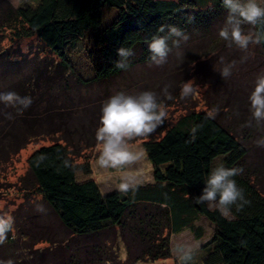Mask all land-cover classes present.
<instances>
[{"label": "trees", "instance_id": "trees-1", "mask_svg": "<svg viewBox=\"0 0 264 264\" xmlns=\"http://www.w3.org/2000/svg\"><path fill=\"white\" fill-rule=\"evenodd\" d=\"M6 3L0 0V31L9 32L11 40L37 41L41 51L31 57L8 54L5 59L1 56L5 52H0V92L31 98V104L19 113L0 104V169L30 144L55 135L69 122L71 126L75 120L71 112L77 108L68 104L76 94L80 104L83 92L87 97L92 88L109 87L137 66L149 65L148 44L153 36L166 34L159 32L162 25L177 26L188 39H212L227 16L222 0H40L18 8ZM106 11L115 16L105 24ZM251 28L264 31V25ZM258 45L264 57V43ZM121 47L135 53L126 69L115 66ZM80 48L86 52L93 75L90 79L77 74L72 64V54ZM21 64L24 66L18 68ZM11 65L18 69L10 70ZM235 103L239 107L230 112L232 116L219 105L214 117L207 111H193L166 128L162 137L144 141L153 182L137 184V190L127 195L119 191L104 194L92 177L90 163H75L81 153L80 141L89 146L96 139L100 116L94 117L95 122L79 123L74 136L70 133L79 126L34 151L27 160L23 184L57 217L63 237L47 232L28 243V234L35 237L34 233L14 224L0 244V264L168 260L172 236L190 231L203 239L197 224L201 218L214 226V233L199 255H194L192 264H264V185L252 171L247 148L264 134L254 121L252 127L246 126L251 119L248 103ZM8 113L12 119L7 118ZM230 117L235 125L246 126L243 134L221 121ZM193 127H197L194 139ZM219 160L228 168L243 169L234 179L248 203L240 211L233 208L229 217L206 203H195ZM66 161L74 167L66 166ZM122 248L125 258L115 253Z\"/></svg>", "mask_w": 264, "mask_h": 264}, {"label": "rangeland", "instance_id": "rangeland-1", "mask_svg": "<svg viewBox=\"0 0 264 264\" xmlns=\"http://www.w3.org/2000/svg\"><path fill=\"white\" fill-rule=\"evenodd\" d=\"M27 1L36 4L40 0ZM6 2L15 8L23 6L26 3L14 6L13 0H6ZM114 16L115 12L106 11L105 24L112 22ZM250 31L253 32L251 26L246 25L245 33ZM216 33L217 36L214 35L212 39H197V37H193V39L182 42L180 48L172 52L169 55L168 62L162 66L151 64L137 66L131 72L125 74L122 79H117L111 85L108 84L109 87L103 86L100 88L96 86L92 88L93 91L92 93L89 91L88 98L85 96L87 92H83L80 104L76 102L78 100V95L76 94V98L73 97L76 100L74 99L72 103L68 104L71 105L69 108H77V111L71 112V114H75V120L71 126L69 122L66 128L52 135V138L46 137L38 143L30 144L16 155L8 165L0 169V216H11L14 224L20 226V230L22 229L24 232L30 233L33 232L35 237L29 236L30 234H28V243H33L35 239H41L39 234L40 236H46L47 232L51 234L55 231V234L63 237L62 226L50 208L38 196L32 194L29 189H25L23 181L28 172L27 160L34 151L43 146L50 145L51 140L54 138H61L67 134V130L72 132L75 127L79 126L75 130V133H70L71 135L77 134L81 125L79 123H88L90 120L95 122L94 117L101 116L103 104L118 92L136 95L147 90L156 93L158 101L162 104L166 113V119L164 124L152 135L137 137L129 142L128 147L130 151L142 152L144 159L132 165L125 166L123 169H100L96 164L99 154L96 139L89 143V146L81 142L82 140L80 141L82 144V148L80 149L81 153L78 157L76 156L75 163L77 165H82L86 162L90 163L92 177L98 183L104 194L118 191L116 185L121 182L123 173H127L137 184L144 185L152 183L153 167L148 160L143 142L152 136L162 137L166 128L177 123L181 117L188 113L202 110L209 112L217 109L216 107L219 105L220 109L224 110L229 116H232L230 112L238 110L239 107V105H236L235 100H242L245 106L248 103L247 108L250 111L248 98L254 90L257 76L264 74V57L260 52L259 45L250 44L247 51H242L235 46L229 48L227 47V42L217 38L218 31ZM10 37L9 32L0 31V52H5V54L1 55L4 59L8 54L11 57L14 55L31 57L33 54H38L41 51V47L37 41H15L11 40ZM218 39L219 44L217 43ZM72 56V64L77 74L85 79L92 78L93 75H91V70L87 64L88 60L85 50L80 48ZM221 57H223V63L220 62ZM233 61L235 62V66L232 68V75L224 80L220 71L226 64H231ZM22 66L24 64H21L18 68ZM27 66L30 68V64ZM18 68L14 65L9 67L10 70ZM1 69L0 64V73H3ZM8 77L10 76L8 75ZM188 81H192L195 93L189 98H182L180 95V87L184 82ZM165 88H167V94L164 92ZM224 104H229L228 106L230 107L225 108L223 106ZM81 110L88 111L83 112ZM91 113L93 115H90ZM236 114L235 112V118ZM232 118L230 117V120L228 118H222L221 121L231 126L238 134H243L246 126L235 125ZM99 121L97 122L99 123ZM259 128L258 130L264 134V126ZM87 129H89V125ZM256 136L257 133L253 132V137ZM81 138L83 139V137ZM259 139L261 138L257 137L254 142L250 141L247 145L249 150L248 162L252 165V171L255 170V173H253L257 175L260 184L264 185V147L257 146L256 141ZM220 161H217L216 164L220 163ZM197 224L203 230L204 237L202 240H198L195 234L190 231H186L178 236H172L171 259L160 260L158 262L139 261L136 264H176V262H179L176 253L189 248L195 249V255H199L202 246L214 233V226L205 218H201ZM113 248L115 249L114 246ZM115 253L125 258V250L123 248L118 251L116 249ZM133 261L130 260V264H133ZM122 262L125 263V261Z\"/></svg>", "mask_w": 264, "mask_h": 264}, {"label": "clouds", "instance_id": "clouds-1", "mask_svg": "<svg viewBox=\"0 0 264 264\" xmlns=\"http://www.w3.org/2000/svg\"><path fill=\"white\" fill-rule=\"evenodd\" d=\"M27 0H13L14 6L22 5ZM223 7L227 10V16L223 26L219 28L218 36L227 42V47L247 51L250 44L264 43V31L247 32L244 26L264 25V0H222ZM159 32L165 35L153 36L148 44L151 65L162 66L168 62L173 49H179L182 42L188 40L187 34L174 25H162ZM171 41V44L169 43ZM120 57L116 61V67L126 69L129 60L135 55L131 48L121 47L117 50ZM223 63V57L220 58ZM233 61L226 64L220 74L224 80L232 75ZM167 94V88L164 89ZM195 93L192 81L184 82L180 87L182 98H189ZM169 98H171L169 96ZM251 119L247 127L264 126V74L257 76L254 90L249 96ZM0 104L17 110V113L31 104L30 97H21L16 92H0ZM216 110L208 112L209 117H214ZM12 119L11 113L7 114ZM166 119V113L162 104L158 101L156 93L142 91L131 95L118 92L110 97L101 108L99 127L95 137L98 148L96 164L100 169L119 170L144 159L142 152L130 151L128 144L137 137L152 135L161 127ZM197 127L191 129L193 139ZM258 147H264V138L256 141ZM66 166L74 167L66 161ZM242 168H228L223 163L216 164L210 171L202 194L195 198L197 204H207L210 208L218 210L221 215L229 217L232 210H242L248 201L243 190L238 187L235 176L242 174ZM116 189L124 195L137 190L136 181L127 173L121 176V182ZM14 226L11 216H0V244L4 243L7 233ZM179 264H192L195 249L180 250L177 253Z\"/></svg>", "mask_w": 264, "mask_h": 264}]
</instances>
